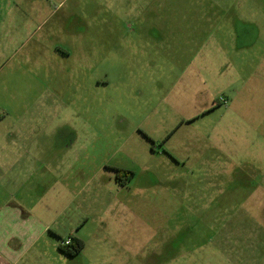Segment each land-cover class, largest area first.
<instances>
[{"label":"rangeland","instance_id":"374dc122","mask_svg":"<svg viewBox=\"0 0 264 264\" xmlns=\"http://www.w3.org/2000/svg\"><path fill=\"white\" fill-rule=\"evenodd\" d=\"M0 43L19 264H264V0H0Z\"/></svg>","mask_w":264,"mask_h":264},{"label":"crops","instance_id":"0c3cea01","mask_svg":"<svg viewBox=\"0 0 264 264\" xmlns=\"http://www.w3.org/2000/svg\"><path fill=\"white\" fill-rule=\"evenodd\" d=\"M1 51L4 54V49L1 48ZM20 131L19 129L13 132L9 131V135H6L7 139L0 141L2 145L6 144L2 146L4 156L0 163H9V160H12L10 163L17 165L24 159L25 154L29 155L26 152V148L21 149L20 147L22 143L27 144L31 141L19 140L16 132L20 134ZM29 132L33 133L34 129H30ZM10 148L13 150L12 152L9 151ZM49 175L50 179L57 180L54 169L51 168ZM63 184L67 186L68 183ZM54 186L55 184L49 183L48 187L54 188ZM40 224L36 223L34 217L22 204H0V264H19L22 254L35 246L45 233L46 226L42 223ZM69 236L74 235L70 234Z\"/></svg>","mask_w":264,"mask_h":264},{"label":"trees","instance_id":"16d2710c","mask_svg":"<svg viewBox=\"0 0 264 264\" xmlns=\"http://www.w3.org/2000/svg\"><path fill=\"white\" fill-rule=\"evenodd\" d=\"M222 104V102H221ZM122 172H128L124 170H120ZM71 244L68 246H64L62 242L64 241L62 239L61 243L59 244V250L64 253L65 255L74 257L77 256L85 247V243L82 239L77 238L75 236H70Z\"/></svg>","mask_w":264,"mask_h":264},{"label":"flooded vegetation","instance_id":"af4514ba","mask_svg":"<svg viewBox=\"0 0 264 264\" xmlns=\"http://www.w3.org/2000/svg\"><path fill=\"white\" fill-rule=\"evenodd\" d=\"M120 170L128 171V170L125 169V168H117L116 171H117L119 177L123 175V176H127V177L130 178V175H131V172H130V171H128V172H122V171H120Z\"/></svg>","mask_w":264,"mask_h":264},{"label":"built area","instance_id":"2783aa9c","mask_svg":"<svg viewBox=\"0 0 264 264\" xmlns=\"http://www.w3.org/2000/svg\"><path fill=\"white\" fill-rule=\"evenodd\" d=\"M220 102H222V103H227V100H226V98H222ZM62 244H63L64 246H68V245H70V244H71V239L69 238V239H67V240H64V241L62 242Z\"/></svg>","mask_w":264,"mask_h":264}]
</instances>
